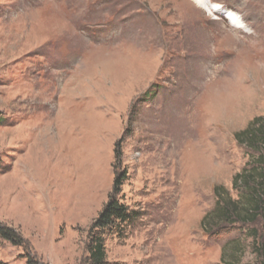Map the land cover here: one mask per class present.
Listing matches in <instances>:
<instances>
[{
  "label": "rangeland",
  "instance_id": "1",
  "mask_svg": "<svg viewBox=\"0 0 264 264\" xmlns=\"http://www.w3.org/2000/svg\"><path fill=\"white\" fill-rule=\"evenodd\" d=\"M209 2L0 0V220L29 242L0 238V264H87L116 172L140 218L110 264L221 262L201 221L264 114V0Z\"/></svg>",
  "mask_w": 264,
  "mask_h": 264
},
{
  "label": "trees",
  "instance_id": "2",
  "mask_svg": "<svg viewBox=\"0 0 264 264\" xmlns=\"http://www.w3.org/2000/svg\"><path fill=\"white\" fill-rule=\"evenodd\" d=\"M4 121L0 116V126ZM235 138L250 155V160L233 179L232 187L237 196L224 185L215 186L216 202L203 217L201 228L211 238L225 240L219 264H264V114L254 117L235 133ZM115 152L116 162L121 165L120 141ZM125 180L126 172H116L109 198L87 231V264H110L107 238H121L125 227L140 218L138 211L119 198ZM0 238L15 246H29L18 228L1 220ZM248 249L254 261L245 260ZM28 264H34L33 260L29 259Z\"/></svg>",
  "mask_w": 264,
  "mask_h": 264
},
{
  "label": "bare ground",
  "instance_id": "3",
  "mask_svg": "<svg viewBox=\"0 0 264 264\" xmlns=\"http://www.w3.org/2000/svg\"><path fill=\"white\" fill-rule=\"evenodd\" d=\"M201 6H203L204 8L208 9L209 11H217V12H222V8L220 5L218 4H214V5H211L209 0H196ZM235 16V15H234ZM230 18L231 15H230ZM238 20V19H237ZM234 21H235V18H234Z\"/></svg>",
  "mask_w": 264,
  "mask_h": 264
}]
</instances>
